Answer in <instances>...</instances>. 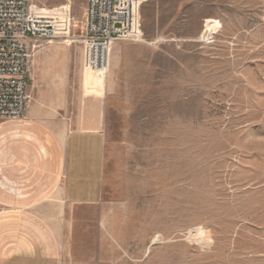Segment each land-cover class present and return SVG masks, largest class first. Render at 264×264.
I'll return each mask as SVG.
<instances>
[{"label":"rangeland","instance_id":"obj_1","mask_svg":"<svg viewBox=\"0 0 264 264\" xmlns=\"http://www.w3.org/2000/svg\"><path fill=\"white\" fill-rule=\"evenodd\" d=\"M86 3L48 7L77 37ZM141 16L142 42L115 44L101 76L71 39L35 51L26 81L45 108L0 121V249L55 244L62 264H264V0H147ZM90 101L104 194L74 209L60 197L65 121Z\"/></svg>","mask_w":264,"mask_h":264},{"label":"built area","instance_id":"obj_2","mask_svg":"<svg viewBox=\"0 0 264 264\" xmlns=\"http://www.w3.org/2000/svg\"><path fill=\"white\" fill-rule=\"evenodd\" d=\"M52 1L60 0H0V121L26 118L31 100L26 80L43 44L71 39L82 47L84 68L101 76L109 70L115 44L143 40L141 13L147 0H87L77 37L78 24L63 7H48Z\"/></svg>","mask_w":264,"mask_h":264},{"label":"crops","instance_id":"obj_3","mask_svg":"<svg viewBox=\"0 0 264 264\" xmlns=\"http://www.w3.org/2000/svg\"><path fill=\"white\" fill-rule=\"evenodd\" d=\"M88 73L92 71L86 68ZM37 93V85L32 87ZM50 101V100H49ZM54 106L56 102L50 101ZM45 105L31 95L26 120L35 121ZM44 111V110H43ZM45 112V111H44ZM43 112V114H45ZM68 114L65 126L60 197L66 206H96L103 200L105 174V135L102 108L90 101L80 119ZM58 245L11 244L0 249V264H62Z\"/></svg>","mask_w":264,"mask_h":264},{"label":"bare ground","instance_id":"obj_4","mask_svg":"<svg viewBox=\"0 0 264 264\" xmlns=\"http://www.w3.org/2000/svg\"><path fill=\"white\" fill-rule=\"evenodd\" d=\"M71 2V0H69L67 3H70Z\"/></svg>","mask_w":264,"mask_h":264}]
</instances>
